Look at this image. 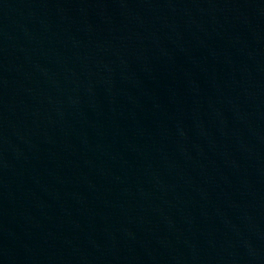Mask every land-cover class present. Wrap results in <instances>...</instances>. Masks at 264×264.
<instances>
[{
	"label": "water",
	"instance_id": "obj_1",
	"mask_svg": "<svg viewBox=\"0 0 264 264\" xmlns=\"http://www.w3.org/2000/svg\"><path fill=\"white\" fill-rule=\"evenodd\" d=\"M130 45L264 175V0H95Z\"/></svg>",
	"mask_w": 264,
	"mask_h": 264
}]
</instances>
